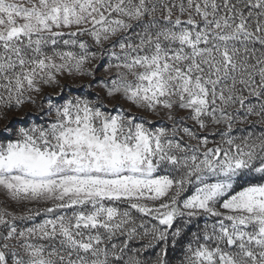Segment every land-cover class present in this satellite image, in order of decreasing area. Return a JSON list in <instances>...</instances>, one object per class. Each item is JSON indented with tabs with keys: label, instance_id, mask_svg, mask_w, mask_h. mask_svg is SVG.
I'll return each instance as SVG.
<instances>
[{
	"label": "snow or ice",
	"instance_id": "1",
	"mask_svg": "<svg viewBox=\"0 0 264 264\" xmlns=\"http://www.w3.org/2000/svg\"><path fill=\"white\" fill-rule=\"evenodd\" d=\"M264 264V0H0V264Z\"/></svg>",
	"mask_w": 264,
	"mask_h": 264
},
{
	"label": "rangeland",
	"instance_id": "2",
	"mask_svg": "<svg viewBox=\"0 0 264 264\" xmlns=\"http://www.w3.org/2000/svg\"><path fill=\"white\" fill-rule=\"evenodd\" d=\"M179 254V250L171 251L170 252V258L173 259V264H175V257Z\"/></svg>",
	"mask_w": 264,
	"mask_h": 264
}]
</instances>
